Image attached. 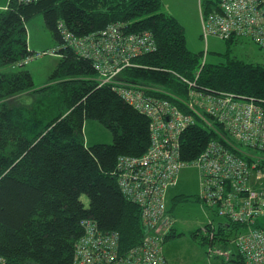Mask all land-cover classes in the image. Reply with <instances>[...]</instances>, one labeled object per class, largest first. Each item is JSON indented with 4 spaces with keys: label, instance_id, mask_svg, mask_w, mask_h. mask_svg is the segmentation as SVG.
<instances>
[{
    "label": "trees",
    "instance_id": "1",
    "mask_svg": "<svg viewBox=\"0 0 264 264\" xmlns=\"http://www.w3.org/2000/svg\"><path fill=\"white\" fill-rule=\"evenodd\" d=\"M200 4L201 23L202 16L217 9L218 0ZM37 14L56 40L59 58L48 79L55 82L34 87L29 70L1 67L34 53L27 44L25 23ZM59 23L76 35L110 24H119L122 34L150 31L154 48L133 56L117 78L152 96L179 102L186 111L179 99L189 98L191 88L184 79L194 80L195 90L228 91L237 98L264 102V63L228 57L225 62H207L201 51L188 48L183 25L162 9L161 0H7L0 8V264H74L80 221L86 218L101 231L117 230L121 251L140 244L147 232L140 206L122 193L115 168L118 156L147 150L149 118L110 83H100L95 60L63 44ZM221 39L228 45L240 39L254 43L235 32ZM30 89L32 102L7 101ZM87 118L108 128L112 141L87 145ZM210 119L211 125L197 119L182 131L181 159H194L210 140L222 141L221 135L235 142L220 122ZM230 148L248 163L254 160ZM250 148L264 155V150ZM256 159L264 170V156ZM82 194L88 197L87 205ZM182 198L186 196L174 195L172 202ZM232 227L240 231L243 226L220 223L214 236H228ZM171 229L164 241L175 235ZM228 260L245 264L238 251Z\"/></svg>",
    "mask_w": 264,
    "mask_h": 264
},
{
    "label": "built area",
    "instance_id": "2",
    "mask_svg": "<svg viewBox=\"0 0 264 264\" xmlns=\"http://www.w3.org/2000/svg\"><path fill=\"white\" fill-rule=\"evenodd\" d=\"M119 24L89 34L76 35L58 24L63 44L79 55L95 60L100 83H110L120 96L149 118L151 142L138 156L120 155L116 160L122 193L140 206L147 229L140 244L121 251L117 230L101 231L91 219H82V234L74 247V264H167L163 242L168 223L166 190L176 183L180 170L195 166L200 174L199 197L229 222L243 226L234 237L245 264H264V185L251 188L250 164L233 152L225 136L210 140L192 160L180 156V135L197 119L213 117L235 142L264 150V102L237 98L228 91L192 89L178 103L145 93L133 82L117 78L139 53L154 48L150 31L122 34ZM201 31L227 38L235 32L264 47V0H218L217 9L201 18ZM29 57H25V62ZM21 62V61H20ZM207 124H209L207 122ZM228 144H224V142Z\"/></svg>",
    "mask_w": 264,
    "mask_h": 264
},
{
    "label": "rangeland",
    "instance_id": "3",
    "mask_svg": "<svg viewBox=\"0 0 264 264\" xmlns=\"http://www.w3.org/2000/svg\"><path fill=\"white\" fill-rule=\"evenodd\" d=\"M6 3L7 0H0V8ZM200 3L201 0H161L162 9L175 16L183 25L189 49L194 52L201 51L202 58L204 57L207 62H225L228 57L254 64L264 63V48H259L249 39H240L229 45L224 39L212 35L205 39L201 35ZM25 27L28 47L34 53L29 55L25 62L22 60L7 64L2 66L1 70H29L34 87L55 82L48 79L56 66L59 54L55 51L56 40L45 26L42 14L27 20ZM32 90L20 92L9 97L7 101L11 104H28L34 100ZM203 122L210 125L211 122L214 123L206 116ZM83 134L87 145L112 141L111 131L96 119L84 120ZM226 139L232 148L254 159L249 163L253 174L248 185L251 188L264 185V170L258 167L256 159L264 155L246 145L232 142L227 137ZM199 177V171L195 166L184 167L180 170L176 183L169 189L165 213H168L173 221L175 235L169 236L163 242V255L168 264H229V257L237 252L234 237L239 230L232 227L228 236L218 238L214 236V228L227 220L225 215L216 212V208L213 209L208 202L198 198L201 189ZM173 195L186 198L173 203ZM81 199L85 205L88 204L87 195L82 194ZM196 230L198 235L194 236L193 232Z\"/></svg>",
    "mask_w": 264,
    "mask_h": 264
},
{
    "label": "crops",
    "instance_id": "4",
    "mask_svg": "<svg viewBox=\"0 0 264 264\" xmlns=\"http://www.w3.org/2000/svg\"><path fill=\"white\" fill-rule=\"evenodd\" d=\"M199 179H200V177H199ZM201 184V183H200ZM171 187H169L167 190H166V195H165V199H167V195H169L168 193H169V189H170ZM201 190V189H200ZM174 196V195H173ZM172 196V197H173ZM166 212H167V209H166ZM166 218H167V220H168V223H166L167 225H165V227L167 228V230L169 231L170 229H171V226L173 227V221H172V219L169 217V215H168V213H166ZM167 231V232H168Z\"/></svg>",
    "mask_w": 264,
    "mask_h": 264
},
{
    "label": "bare ground",
    "instance_id": "5",
    "mask_svg": "<svg viewBox=\"0 0 264 264\" xmlns=\"http://www.w3.org/2000/svg\"><path fill=\"white\" fill-rule=\"evenodd\" d=\"M168 264V263H167Z\"/></svg>",
    "mask_w": 264,
    "mask_h": 264
}]
</instances>
